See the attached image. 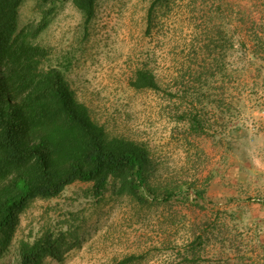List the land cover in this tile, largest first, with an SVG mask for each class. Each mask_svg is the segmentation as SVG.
Instances as JSON below:
<instances>
[{
	"label": "rangeland",
	"instance_id": "1",
	"mask_svg": "<svg viewBox=\"0 0 264 264\" xmlns=\"http://www.w3.org/2000/svg\"><path fill=\"white\" fill-rule=\"evenodd\" d=\"M48 6L24 0L19 26ZM47 19L43 65L109 137L143 147L159 197L75 181L28 203L0 264L45 230L66 243L39 264H264V0H96L88 22L67 0ZM139 69L157 89L132 85Z\"/></svg>",
	"mask_w": 264,
	"mask_h": 264
},
{
	"label": "trees",
	"instance_id": "2",
	"mask_svg": "<svg viewBox=\"0 0 264 264\" xmlns=\"http://www.w3.org/2000/svg\"><path fill=\"white\" fill-rule=\"evenodd\" d=\"M23 1L0 0V254L31 200L56 197L75 181L90 182L95 197L102 196L110 182L112 192L137 202L159 197L144 173L143 147L109 137L78 100L63 71L43 65L49 51L33 40L47 26L55 3L67 0H41L49 4L41 19L20 27ZM70 1L85 22L93 17L96 0ZM132 85L158 88L144 69L136 71ZM173 192L165 187L161 198ZM65 243V233L50 230L33 242L22 240L17 264H39L47 256L60 260Z\"/></svg>",
	"mask_w": 264,
	"mask_h": 264
}]
</instances>
